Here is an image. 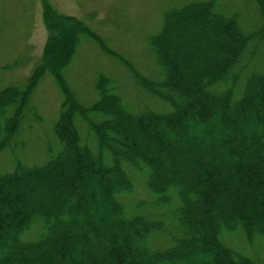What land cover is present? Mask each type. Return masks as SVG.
I'll return each instance as SVG.
<instances>
[{
	"label": "trees",
	"instance_id": "obj_1",
	"mask_svg": "<svg viewBox=\"0 0 264 264\" xmlns=\"http://www.w3.org/2000/svg\"><path fill=\"white\" fill-rule=\"evenodd\" d=\"M254 2L262 22L252 31L218 0L167 11L149 38L161 78L136 75L168 109L133 110L106 75L89 107L65 86L59 153L0 170V264H264L222 239L224 230L264 236V0ZM45 18L49 40L28 81L0 90V151L15 149L40 79L49 71L65 79L81 35L126 61L83 19L47 3ZM99 112L107 118H93ZM130 168L144 171L153 195L135 206L123 200L134 189ZM36 186L47 190L43 210L29 196ZM158 234L173 242L153 245Z\"/></svg>",
	"mask_w": 264,
	"mask_h": 264
},
{
	"label": "rangeland",
	"instance_id": "obj_2",
	"mask_svg": "<svg viewBox=\"0 0 264 264\" xmlns=\"http://www.w3.org/2000/svg\"><path fill=\"white\" fill-rule=\"evenodd\" d=\"M187 1L192 0H0V90L9 85L26 84L36 63L41 60L50 36L45 18V3L59 12L83 19L93 31L103 37L112 52L115 51L126 59L124 61L118 55L110 53L97 38L88 34L81 35L72 59L65 62V79L62 80V77L49 71L37 83L31 95L28 117L20 134L14 138L15 149L0 151V170L14 171L16 161L19 160L26 165L43 164L50 158L51 149H54L52 152L55 155L59 153L62 143L57 136L56 126L58 121L64 119L61 115L69 112L70 108L67 101L70 95L66 99L64 91L66 87L78 96L84 107H89L98 99L99 78L106 75L113 80L116 93L122 95L128 107L133 110L149 105L168 109L167 103L140 84L136 73L139 71L155 80L161 78L162 71L152 54L149 38L161 31L169 9ZM218 1L225 11L240 13L246 31H252L261 25V13L254 0ZM108 100L116 105L115 100ZM79 107L80 110L75 112V121L82 132L86 133L91 123L84 119L86 113ZM105 107L106 104L103 103L99 111H103ZM33 111L35 113H31ZM110 111L113 112V108ZM102 113H95L93 118H107ZM93 139L91 138L92 141ZM129 173L134 189L132 194L123 196V200L128 205L135 206L137 202L152 198L153 195H150L146 187L144 171L130 168ZM175 192L174 190L172 199L174 208L179 204ZM29 196L37 210H43L47 206L44 205L47 203V190L44 187L36 186ZM73 206L75 209L77 203L73 202ZM75 216L77 219V214ZM38 226H34V229H38ZM224 231V242L253 258L259 256L264 263L263 235L258 234L253 240H248L241 229ZM172 242L166 235L158 234L154 236L152 244L166 247Z\"/></svg>",
	"mask_w": 264,
	"mask_h": 264
}]
</instances>
